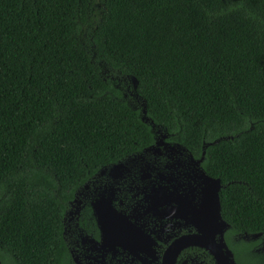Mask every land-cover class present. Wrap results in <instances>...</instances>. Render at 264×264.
Segmentation results:
<instances>
[{
    "label": "trees",
    "instance_id": "obj_1",
    "mask_svg": "<svg viewBox=\"0 0 264 264\" xmlns=\"http://www.w3.org/2000/svg\"><path fill=\"white\" fill-rule=\"evenodd\" d=\"M151 124L218 140L223 216L264 232V0H0L2 264H59L67 200Z\"/></svg>",
    "mask_w": 264,
    "mask_h": 264
},
{
    "label": "flooded vegetation",
    "instance_id": "obj_2",
    "mask_svg": "<svg viewBox=\"0 0 264 264\" xmlns=\"http://www.w3.org/2000/svg\"><path fill=\"white\" fill-rule=\"evenodd\" d=\"M151 125L150 146L67 200L59 264H264V232L241 233L223 216L210 143L195 152Z\"/></svg>",
    "mask_w": 264,
    "mask_h": 264
},
{
    "label": "water",
    "instance_id": "obj_3",
    "mask_svg": "<svg viewBox=\"0 0 264 264\" xmlns=\"http://www.w3.org/2000/svg\"><path fill=\"white\" fill-rule=\"evenodd\" d=\"M133 82L135 83L136 81L133 79ZM225 140H228V138H226ZM217 143H219L218 140L215 141V142H213V143H210V145H214V144H217ZM216 182H217V185H218L217 190H219L220 182H219V181H216ZM216 205H217V208H218V214H219V213H220V204H219V197H218L217 194H216ZM174 259H175V258H174ZM0 264H1V262H0Z\"/></svg>",
    "mask_w": 264,
    "mask_h": 264
}]
</instances>
